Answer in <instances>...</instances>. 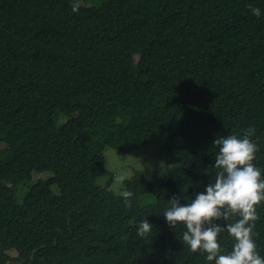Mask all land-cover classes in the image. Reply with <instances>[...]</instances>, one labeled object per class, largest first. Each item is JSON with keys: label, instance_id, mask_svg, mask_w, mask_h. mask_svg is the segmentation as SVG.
Masks as SVG:
<instances>
[{"label": "trees", "instance_id": "16d2710c", "mask_svg": "<svg viewBox=\"0 0 264 264\" xmlns=\"http://www.w3.org/2000/svg\"><path fill=\"white\" fill-rule=\"evenodd\" d=\"M76 2L0 0V264H212L160 213L214 177L220 136L251 129L264 176V0ZM139 48L156 61L135 63ZM152 143L174 165L125 180V207L97 185L103 151ZM33 173L51 176L17 202ZM257 215L264 257V202Z\"/></svg>", "mask_w": 264, "mask_h": 264}, {"label": "clouds", "instance_id": "9594fccd", "mask_svg": "<svg viewBox=\"0 0 264 264\" xmlns=\"http://www.w3.org/2000/svg\"><path fill=\"white\" fill-rule=\"evenodd\" d=\"M250 14L260 18L261 9L248 5ZM252 130L240 135L215 138L213 178L203 191L181 203L176 197L165 201L160 213L169 228H181L180 241L188 251L202 253L212 264H264L253 239L258 219L257 206L264 202V176L253 161L256 145L250 139ZM125 207L133 192H119ZM220 221L222 223H217ZM152 225L146 218L139 221L136 231L144 235ZM226 233L231 240L230 250L221 247L218 237Z\"/></svg>", "mask_w": 264, "mask_h": 264}, {"label": "rangeland", "instance_id": "374dc122", "mask_svg": "<svg viewBox=\"0 0 264 264\" xmlns=\"http://www.w3.org/2000/svg\"><path fill=\"white\" fill-rule=\"evenodd\" d=\"M101 0H77L76 5L90 6L96 5ZM143 60L147 64H152L156 61V57L151 53L150 49L141 50L139 48L136 52L134 62L139 63ZM61 119V117H60ZM65 119L62 118L61 122ZM160 144L152 143L143 148H137L132 150L119 151L114 148H106L103 151V157L105 160V169L107 175L100 178L97 181V185L102 187L109 182V190L116 196H119V192L124 190V181L131 179L136 173H144L148 180H153L155 177V170L157 168H170L174 164L167 162L159 153ZM49 173H33L30 181L22 183L16 187V201L21 202L28 194L29 189L38 181L45 180L50 177ZM7 187L11 185L10 182H6ZM52 192L58 194L57 186H53ZM152 197H144L140 204L141 206H147L153 203ZM10 258L15 257V252L9 251ZM11 264V263H10Z\"/></svg>", "mask_w": 264, "mask_h": 264}]
</instances>
